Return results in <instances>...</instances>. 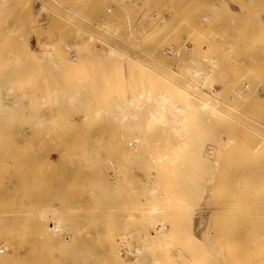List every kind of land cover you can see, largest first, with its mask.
Here are the masks:
<instances>
[{
	"label": "rangeland",
	"instance_id": "374dc122",
	"mask_svg": "<svg viewBox=\"0 0 264 264\" xmlns=\"http://www.w3.org/2000/svg\"><path fill=\"white\" fill-rule=\"evenodd\" d=\"M144 70L169 83L129 87L183 90L203 128L152 123V145L125 156L113 142L144 135L130 128L147 127L152 102L123 118L98 96L118 71ZM8 241L23 244L7 256ZM7 258L264 264V0H0Z\"/></svg>",
	"mask_w": 264,
	"mask_h": 264
},
{
	"label": "bare ground",
	"instance_id": "6f19581e",
	"mask_svg": "<svg viewBox=\"0 0 264 264\" xmlns=\"http://www.w3.org/2000/svg\"><path fill=\"white\" fill-rule=\"evenodd\" d=\"M59 59L62 61L63 64L67 65L68 67H73V66L75 67V65H79V63L81 62L82 56H78V58L72 59L71 56L67 57L62 54L59 56ZM141 73H142L141 76H136L131 73H127L126 71H122V72L118 71L115 74V78L111 80V82L116 83L114 86L111 87L112 93L110 91V95H109V94H106L107 92L109 93V91H105L106 95H103V92L100 91V93L102 92V94L100 95L99 93V96L97 95L100 99L96 97L100 101L102 102L104 101L105 106L111 105L108 100H112V109L114 108L112 112L113 113L119 112L120 115L122 114L123 118L127 115V112H129L131 115H136L137 114L136 108H141V106L143 105V103H141L142 99H147L148 101L152 102L151 106L153 108L149 112L150 114L149 117L145 120L147 127L145 129L139 128V127L130 128L131 132L142 131L144 132V135L129 136V139H126L124 136L121 135L120 137L116 138L115 141L113 142L112 148L117 151L118 150L122 151L125 154V156L134 155L135 153L145 150L146 148H149L150 145H152L151 136H149L150 133L154 132V129L151 128L152 123H155V122L169 123L172 125L171 129L179 131V132H186V131L189 132L190 130L198 131V132L200 130L201 132V129L203 128L201 126L193 125L194 124L193 118L190 117V115L196 113L198 110L197 107L199 106L194 105L193 103H190L189 101H186L189 97L186 94H184L185 92L183 90H180L179 88H175V87H167V88H164L160 96H153V91L157 90L158 88L150 86L145 91L143 90L137 91L136 87H129V85L135 84L139 78H143V79L146 78L150 84H157L158 82H162V81L169 83V81H166L164 79L161 80V78L159 77H152L151 74L146 70L142 71ZM109 76H112V73H109ZM202 82L205 83V81H202ZM104 83L106 82L104 81ZM111 88L109 89L107 88V90H111ZM129 90H134V91L133 93H131ZM121 93H124V94L119 95ZM206 96L208 98L210 94L207 93ZM93 97L95 98V96ZM105 100H107L108 103H106ZM97 102L99 101L97 100ZM206 105L204 104L203 106L205 107ZM193 106L196 109L194 108L195 109L194 112L192 111L193 113L192 112L190 113V109ZM183 143H187V142L184 141ZM128 145L132 147H129ZM152 210L156 211L155 209H152ZM61 224H62L61 222L57 223L54 226H50V228H53L55 232H58L59 229L61 228ZM160 235H161V240H166L167 236H170V235L165 236V233H162ZM6 243H7V249H8L7 256L13 255L15 253V249H14L16 248L15 245L17 246V245L23 244L22 242L9 243V241ZM106 255L107 257H110L112 259L118 258V255L112 252V248L108 249V251L106 252ZM5 263L14 264V259L7 258L5 259ZM154 263L157 264L158 263L157 260H154Z\"/></svg>",
	"mask_w": 264,
	"mask_h": 264
}]
</instances>
